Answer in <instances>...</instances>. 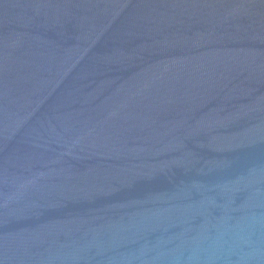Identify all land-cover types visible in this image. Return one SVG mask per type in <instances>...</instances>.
Listing matches in <instances>:
<instances>
[{"label":"water","instance_id":"obj_1","mask_svg":"<svg viewBox=\"0 0 264 264\" xmlns=\"http://www.w3.org/2000/svg\"><path fill=\"white\" fill-rule=\"evenodd\" d=\"M0 264H264V0H0Z\"/></svg>","mask_w":264,"mask_h":264}]
</instances>
